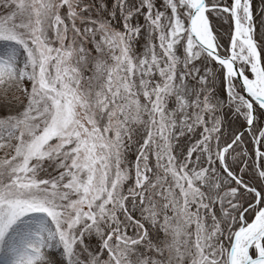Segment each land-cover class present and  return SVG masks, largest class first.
<instances>
[{"label": "snow or ice", "instance_id": "obj_1", "mask_svg": "<svg viewBox=\"0 0 264 264\" xmlns=\"http://www.w3.org/2000/svg\"><path fill=\"white\" fill-rule=\"evenodd\" d=\"M0 264H264V0H0Z\"/></svg>", "mask_w": 264, "mask_h": 264}, {"label": "trees", "instance_id": "obj_2", "mask_svg": "<svg viewBox=\"0 0 264 264\" xmlns=\"http://www.w3.org/2000/svg\"><path fill=\"white\" fill-rule=\"evenodd\" d=\"M256 3L259 4V0H256Z\"/></svg>", "mask_w": 264, "mask_h": 264}]
</instances>
